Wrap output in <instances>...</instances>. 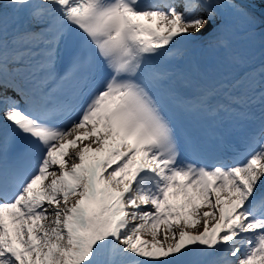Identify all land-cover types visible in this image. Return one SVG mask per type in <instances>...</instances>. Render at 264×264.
I'll return each instance as SVG.
<instances>
[{
  "label": "snow or ice",
  "instance_id": "obj_1",
  "mask_svg": "<svg viewBox=\"0 0 264 264\" xmlns=\"http://www.w3.org/2000/svg\"><path fill=\"white\" fill-rule=\"evenodd\" d=\"M229 11L255 22L237 0H0V264H264V63L235 71ZM205 40L223 61L180 63ZM204 118L260 128L209 163Z\"/></svg>",
  "mask_w": 264,
  "mask_h": 264
},
{
  "label": "rangeland",
  "instance_id": "obj_2",
  "mask_svg": "<svg viewBox=\"0 0 264 264\" xmlns=\"http://www.w3.org/2000/svg\"><path fill=\"white\" fill-rule=\"evenodd\" d=\"M241 2H244L249 5L247 8V11L255 17V22L250 23L245 17L235 14L237 21L240 23L241 27L248 28L250 30V35L254 37H250V42H253L254 46H257L260 42V39L262 35H264V21L261 20L260 16L256 13V9H259L260 7L264 6V2H261V0H240ZM262 46H264V43H262ZM254 53L256 54V57H261V55L264 53V47L262 48H254Z\"/></svg>",
  "mask_w": 264,
  "mask_h": 264
},
{
  "label": "bare ground",
  "instance_id": "obj_3",
  "mask_svg": "<svg viewBox=\"0 0 264 264\" xmlns=\"http://www.w3.org/2000/svg\"><path fill=\"white\" fill-rule=\"evenodd\" d=\"M244 5L247 6L246 4H244ZM262 63H264V62L261 61V60L259 59L258 62H257V65H256L255 67H249L247 71L252 70V69H257V68H259V66H260Z\"/></svg>",
  "mask_w": 264,
  "mask_h": 264
}]
</instances>
